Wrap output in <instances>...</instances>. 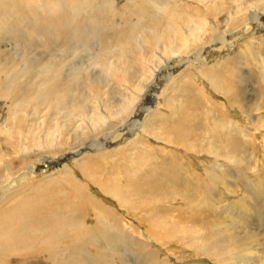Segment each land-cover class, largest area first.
Listing matches in <instances>:
<instances>
[{"label": "rangeland", "instance_id": "374dc122", "mask_svg": "<svg viewBox=\"0 0 264 264\" xmlns=\"http://www.w3.org/2000/svg\"><path fill=\"white\" fill-rule=\"evenodd\" d=\"M44 1L47 0H8L6 8L0 6V13L7 15L0 20V121L5 116L4 121L11 123L17 112V122L22 126V130L24 128V138L18 145L23 143L30 150L25 168L18 174L27 172L25 169L30 168L34 161L39 163L42 155L51 154L46 149H42L40 154L34 153V138L40 134L38 127L44 124L45 128L48 123L59 120L65 123L63 118L68 114V111L59 110L57 107L49 109L50 112L45 107L44 109L35 104L40 93L39 87L35 86L38 82V85L42 86L36 73L41 66L48 67L46 58L53 50V40H58V37L54 39L58 33L57 44L65 40L71 44L85 42L94 45L93 49H88V53H81L78 58L87 68H85L86 72L81 70L87 81L68 88L69 90H59L60 94L67 95L61 97L65 100L60 98L59 101L54 102L60 104L58 107L75 102L73 105L80 110L78 103L82 99L81 92L88 90L89 86L99 87L98 104L107 107L113 99L108 93L111 87L105 83L109 79L107 74L109 71L113 72V77L109 81H128L122 95L133 104H137L140 99L138 94L146 93L147 90L140 76L143 67L149 68L150 81L156 77L155 87L157 84L161 87L158 85L160 88L150 90V95H153L150 102L148 100L147 103L140 102L139 107L144 106L145 112L141 113L140 110L139 114L142 115L139 120L145 127L146 135L127 127L128 119L131 117V115L127 117V113L121 114L120 118L109 120L106 124L104 120L98 130L88 129L90 133L86 136L75 137L76 131L80 130L79 133L83 131L81 127L75 125L73 132L69 130L66 134L72 136L71 143L56 150V154L68 152L66 157L53 161L48 167L38 166L37 173H33V176L23 183L26 186L25 194L37 196V190L43 188L51 193L60 194V197L70 196L73 190L68 187L64 179L68 180L66 173L72 172L69 167L76 168L77 162H85L90 166V163H94V167L97 162L96 167L100 166V169H103L107 166L109 168L117 166L118 162H126L129 165L146 158L144 168L136 171L138 173L133 175L132 181L116 182V178L112 175L104 180V184L108 183L106 186L103 183H90L91 180L86 175L81 176L83 173L80 169H76L81 173L75 175L83 183L82 196L77 198L74 195L72 205L66 204L71 210L81 208L77 206L83 204L82 212L85 214L87 225L82 237L88 236V226L96 225L98 228L96 236L101 243L105 244V239L112 236L115 239L111 245L112 248H116V253L111 249L99 248L100 254L97 258L102 262L99 264H264V17L261 19V25H254L255 27H251L246 33L232 37V32L243 25V17L247 13V10L244 12L239 10L236 20L232 19L231 25L225 28V31H230L225 33L224 39L226 42L234 43L222 44L215 50V34L207 31L208 24L213 27L209 23L212 11H207L199 3L196 6L193 0H179L178 5L185 13L182 18H178L180 13L173 6L176 15L175 17L171 15V18L173 17L171 23L179 28L187 27L191 21L194 26L201 27V33L197 36L189 34L188 37L196 43L189 45L190 48L183 49L180 58L176 56L178 53L172 55L171 59L169 57L171 55L165 54L157 61L156 51H151L155 45V38L163 37L165 42H172L170 44H176L177 41L173 28L167 27V16L164 13L155 15V11H152L153 0H130L131 3L127 2L130 4V7L127 5V12L120 11L117 18L112 21V25L109 16H106L109 10L112 11L109 5L100 11L96 10L92 20L80 18V21L73 22L72 15H75L72 14L73 9L77 5L85 7L84 1L48 0L47 2L51 1L52 5L57 6V11L50 9L42 12L41 7L46 3ZM120 1L124 3L125 0ZM214 1L222 4L218 0ZM232 7L231 3H227L224 8L228 15L229 12L232 13ZM87 9H89L87 15L91 14L92 6ZM261 11L264 13L263 5ZM52 14L56 15L54 20ZM102 17L108 21H103ZM149 29L155 32L151 33ZM170 29L172 30L169 31ZM148 33L149 37H147ZM31 34L34 36H30ZM50 40H52L51 44ZM163 44L164 42H161L159 47L162 49H158L162 54L165 52ZM172 47L175 45L168 46V48ZM198 49L200 51L196 52ZM194 53L207 56L208 64L193 63ZM39 57L41 63H38V67L34 60ZM153 62L156 64L154 65ZM159 69L163 71L155 76V71ZM87 72L91 74L87 75ZM54 73H57L54 78L57 85L60 81H65L66 76L73 80L69 70H66L65 77L63 76L65 73L60 74L57 69ZM202 73L220 78V82L227 88V95L213 90L209 81L204 80ZM201 79L204 80V85L208 89L212 88L213 91H206L203 94ZM89 80L91 83H88ZM114 84L116 83H112L111 86ZM46 87H48L47 94L52 95L49 88L53 86ZM78 90L81 92L79 93ZM31 117L37 118V121ZM30 120H34L37 124ZM228 120L237 124L231 122L228 126L221 124V122L225 124ZM75 121L80 122L78 118ZM24 122L28 123L24 124ZM31 124L39 125L36 127L38 130L34 125L31 127ZM162 124L166 125L165 128H172L171 133L167 135L169 129H165L168 130L167 132L162 131L165 126ZM17 126L16 122L10 125L14 130ZM106 131H109V138L103 140L102 135ZM41 134L36 139H40ZM99 136L106 143L104 149L91 146ZM162 141L175 143L174 146L178 148L175 152L179 157L170 154L169 151L173 149L169 146L164 147ZM81 143L83 145L80 147ZM74 146L79 147L74 148ZM208 146L211 147V153L207 152ZM77 149L81 150L79 154ZM185 149L192 152L183 153ZM15 166L19 167V163ZM181 166L182 170L179 168ZM174 178L177 179L176 182L170 181ZM186 181L190 187L185 183ZM209 185L210 187H207ZM17 192L22 191L19 188L14 190L13 194ZM112 194H117V197H113ZM176 197L178 198L175 199ZM91 199L113 209L116 217L111 223H105L106 220L100 217L101 212L91 208V204L89 205ZM122 231L125 234L128 232V236L133 239H124ZM135 233L142 234L141 238L136 237ZM142 241L147 242L149 246L145 245V247L140 243ZM96 246L97 244L88 245L86 250L95 251ZM39 260L41 264H51L42 261L43 259ZM18 261L12 259L9 264H26V261L22 263Z\"/></svg>", "mask_w": 264, "mask_h": 264}, {"label": "bare ground", "instance_id": "6f19581e", "mask_svg": "<svg viewBox=\"0 0 264 264\" xmlns=\"http://www.w3.org/2000/svg\"><path fill=\"white\" fill-rule=\"evenodd\" d=\"M47 1H44L46 3L45 4L43 3L44 5L41 7L42 12H43V10L45 12V11H49L50 9H51V11H54V12L57 11V6L55 4L52 5L51 1L50 2H47ZM81 1L85 2L84 3L85 7L77 5L73 9L72 14L73 13L75 14L74 16L72 15V21L73 22L80 21V18L82 20H92L95 17V15H93V14H95L97 11H100V10L106 8L109 5L110 9L112 8V11L109 10V12L106 16H109V18L111 20L110 24L112 25V21H114L115 18H117L119 12L123 11V10H126V12H127L128 7H130V4H127V2H130V0H125V1L123 0L124 3L120 0H99V2H97L98 0H90V1L80 0V2ZM199 1L200 0H193V3L196 6L199 3L200 5L204 6L207 11H212L211 16H210L211 19H210L209 23H211V25L213 27L211 28L208 24L207 25V31H210L211 33L215 34V36H214V42H215L214 48H215V50L217 47L220 48V46L222 44L234 43L232 41L226 42V40L224 39L225 33L230 31V30L225 31V28L231 25V23L233 22L232 19L236 20L237 13L239 10L242 12L247 10V13L243 17V23H242L243 25L241 26V28L234 27L236 29L232 32V37H234V36L238 37L239 34L246 33V31H248L254 25H261V19L264 17V13L261 11V6L262 5L264 6V0H218V1L222 2V4L216 3L214 0H202V2H199ZM153 3H154L153 4L154 8H152V11H155V15L156 14L158 15L160 13H164L167 16V18H168V22H167L168 26L167 27L173 28V30L175 31V37H176L177 42H176V44H170L172 42H169V41L165 42L163 37H162V39H161V37L155 38V43H154L155 45L153 46L151 51H156L157 61H159L162 58V56H164L165 54L171 55V56H169L171 59L172 55L174 56L176 53H178V55H176V56L180 58L182 55L181 51L183 49H186L187 47L190 48L189 45L196 43V41H194L193 39H190L188 37L189 34L191 33L192 36L199 35L201 33V27L199 25L194 26L191 21L187 27H183V26H180L179 28L174 27L173 23H171V20H173L172 19L173 17L171 18V15H173V16L176 15V12L172 9V7L174 6L176 8V10L178 9L177 12L180 13L178 18L181 17L183 15V13H185V11L181 10L179 5H178V4H180L179 0H171V1L153 0ZM227 3H231L232 6L234 7V8L232 7V9H231L232 13L229 12V15L227 14V12L224 9L226 7ZM127 5H129V6L127 7ZM0 6L1 7L3 6L4 8H6L8 6V0H0ZM90 6H92L91 14L87 15V13H89L88 12L89 9H87V8H89ZM134 7H136V4ZM133 10H135V9H133ZM171 10H173L172 14H171ZM143 12H144V8H143ZM43 15H45V14H43ZM5 16H7V15L0 13V20H3L5 18ZM52 16H53V20H54L56 15L52 14ZM138 16H139V14H138ZM162 17H164V16H162ZM143 18H144V16H143ZM104 19L105 18L102 17L103 21H105V22L108 21V20H104ZM174 20H175V18H174ZM97 24H99V23L97 22ZM150 29H152V28H150ZM150 29H149V31H150ZM171 30L172 29H170L169 31H171ZM214 30H215V32H214ZM37 32H39V31H37ZM150 32L153 33V32H155V30L153 32L151 30ZM149 33H148L147 37H149ZM30 36H34V35L31 34ZM169 36H171V35H169ZM55 37H58V40H59V33L57 36L56 35L54 36V39H55ZM47 39H50V38H47ZM152 39H154V38H152ZM58 40L57 41L53 40V43H52V45H53L52 49L53 50L51 52H49L50 54L46 58L48 67L43 68V66H41L39 70L36 67V69L38 70L37 71L38 73H36V77H37V79H39L38 81H40V84L42 86H39L38 85L39 82L37 81L38 86L36 85L35 87H39L40 93H39L38 98H36L35 104L41 108L45 107L48 111H50L52 108H55V107H57V109H59V110L68 111V114L66 116H64V118L62 117L63 120H65V123H63L62 121L59 120L56 122L53 121L51 123H48L45 128H44V124L40 125V127H38L41 131V132L39 131V133L40 134L42 133V134H41V137H39L40 139H36V138H38V136L40 134H37L36 138H34V153L40 154L42 149H46V150L50 151L51 154L42 155V158H41L42 164H40L41 161L39 163L34 161V164L30 168L25 169V170H27V172H25V173L23 172L24 174H22V173L18 174L21 169L25 168L24 166L26 165V158L30 154V150H28V148L26 147L25 144L21 143L20 145H18L19 141L23 140V138H24L23 137L24 128L22 130V128H21L22 126L17 122V116H18L17 112L14 115V121H12L11 123H7L6 121H4L6 118L5 116H3V120L0 121V264H9L12 259L19 260L18 261L19 263L26 261V264H41V261L39 259H43L42 261L51 262V264H99V263H102L97 258V255L100 254L99 248L111 249L112 251H114L116 253V248H112L113 246L111 245L114 243L115 239L112 236V237L105 239V242H106L105 244L101 243L100 242L101 240L98 238V236H96V232L98 231V228L96 225L88 226V233H87L88 236L85 235V237H82L84 235V229L87 225L86 219H84L85 214L82 212L83 204L82 203L79 204L77 207H81V208H76V209L74 208L75 210H71V207H67V204L72 205V199H73L74 195L77 198H80L82 196V191H83L82 184L83 183H82L81 179H79V177L77 175H75V173L80 174V175H81V173H78L76 169L77 168L80 169V171L83 173L81 176L86 175L91 180V181H89L90 183L97 182V183H103L104 184V180L107 177L112 176V175L116 178V180H117L116 182H127V181L131 180L132 177L134 178L133 175L138 173L136 171L138 169H141L142 167L144 168L145 163L147 162L146 158H144V160L141 159L140 161H138V163H131L133 167L131 166V164L128 165L126 162H121V163L118 162L117 166H112L110 168L107 166L106 168H103V169H100V166L96 167L97 162L95 164V167L93 166L94 163L93 164L90 163L91 166H93V167H91L88 163L77 162L76 164H78V166L76 168L73 169V168L69 167V169L72 172L66 173V175H68V177H69L68 180L64 179V182H66L68 184V187L73 190L72 192L70 191L71 192L70 196L64 195L63 197H60V194L58 195L57 193H54V192L51 193V192H49L43 188H39L37 190V193H38L37 196H28L25 194L26 189L24 187H26V186H24L23 183L26 182L29 177H32L33 173L34 174L37 173L38 166L41 165L43 167H48L52 164L53 161H58V160H61L62 158L66 157L68 152L67 153L64 152L63 154H56L57 153L56 150H58L59 147H62L65 144L71 143L70 138L72 139V136H69V134L68 135H66V134H67V132H69V130H72L75 125H77L76 127L79 126L83 129V131L81 133H79L80 130L78 129L79 131L78 132L76 131L75 137H78L79 135L86 136V135H88V133H90L88 129L92 128L93 130L94 129L98 130L100 128V125H102L104 120H105L104 124H106L109 120H114L116 118H120L121 114L124 115L123 113H125V114L127 113V117H128V115H131V117L128 119L127 127L131 130H135V132L136 131L142 132L143 134L146 135V132H144L145 127H144L143 123L139 120V118L142 115V114H139L140 110H141V113H143V111L145 112L144 106L141 105L142 107H139L140 102L147 103L146 102L147 100H148V102H150L151 97H153L152 94L150 95V93H151L150 90H152L154 88L158 89L161 87L159 84H157L155 87V81H157V80H155L156 77H153V79L150 81L151 76L148 72L149 68L143 67L140 71V76H142L141 81L144 82L143 85L146 87L147 90H146V93L138 94L140 99H138V101L136 100L137 104H133L131 102H128L127 99L122 95V91L125 87V84L128 83V81L119 80V79H118L119 81L116 80L117 82L116 81L115 82L109 81L113 77V72L109 71V72H107L109 79H107V81H105V83L108 87H111V90L108 93L113 97V99L111 100L110 104L107 107H104L103 105L98 104V98H99V94H100V90H99L98 86H89L90 88L88 90H86L84 92L80 91L81 95H82V99L78 103V107L81 108L80 110H77L75 108V106L73 105V103H75V102H73L71 105H68V103H67V106L64 105V107H58L60 104H55L54 102L59 101L61 97L67 95L65 93L60 94L59 90H62V91L67 90L68 88L75 87L77 84L81 85V83H84L85 81H87L85 79V74L81 72L82 69L85 70V72H86L87 68H86L85 64L83 65V63H81V61L79 62L78 58H79V55L81 53H84V52L88 53L89 52L88 49H93V46H94L93 43L85 44V42H84L83 44H75L73 42L71 44L70 42H66L65 40H63V43L61 42L60 44H57ZM51 41L52 40H50V44H51ZM170 41H172V38H170ZM48 42H49V40H48ZM161 42H164L163 48H165V52H163V54L159 52V50L162 49L161 47H159ZM118 44H119V42H118ZM169 44L175 45V47L168 48V46H170ZM105 46H106V44H105ZM115 46H117V43ZM159 48H161V49H159ZM105 51H107V50H105ZM199 51H200V49H198V51L196 50V52H199ZM91 56H93V55H91ZM85 57H86V55H85ZM153 58L155 59V57H153ZM36 59L34 60V62H35V64L37 63L36 66H38V63H41V57L36 58ZM69 59H70V61H69ZM170 59H168V60H170ZM192 62L195 63L196 65L198 63L208 64L207 56L204 57V55L202 56V54L199 55L198 53H196V54L194 53V56L192 58ZM134 63H135V61H134ZM148 64H150V63H148ZM155 64L156 63H154V65ZM87 65H89V64H87ZM154 65H153V67H154ZM215 65H217V64H215ZM124 67H126V66H124ZM117 68L119 69V67H117ZM159 68H161V67H159ZM55 69H57L60 74H62V72L65 73V74H63L64 77L66 75V70H69L71 72V77H73L74 81L71 79H68L66 76L65 81L62 80V81H60L59 85H57L56 82L54 81V78H56V76H57V73H54ZM156 69H158V68H156ZM161 70L163 71V69H159L156 71L154 70L156 73L155 76L156 75L158 76L159 73L161 72ZM206 73H202L204 75V80L209 81V85L211 87H213V90L215 89L216 91H218L220 93H224L225 95H227V93H228L227 88L225 87L224 83L220 82V78L218 79L216 76H207ZM88 74H91V72H87V75ZM202 74H201V76H203ZM121 78H123V77L121 76ZM103 80H105V79H103ZM134 80H136V79H134ZM204 80L201 79V82H200V85L202 88L201 92H203V94H204L206 91L207 92L213 91L212 88L208 89L207 86L204 85L205 84ZM137 81H138V78H137ZM72 82H75V84H70ZM88 83H91V81L89 80ZM112 83H116V84L111 86ZM48 85L53 86V87L49 88L51 90L52 95H49L46 92V89L48 88L46 86H48ZM62 85H63V87H60ZM23 87H22V89H23ZM138 88H140V87H138ZM225 88H226V90H225ZM80 90H81V88H80ZM83 90H84V88H83ZM78 92H79V90H78ZM76 93L77 92H75V94ZM154 95H156V94H154ZM213 96H215L214 93H213ZM119 97H121V98H119ZM164 97H165V95H164ZM48 98H49V100H48ZM61 99L65 100V98H61ZM162 99L160 101H162ZM208 99L211 100L209 98V96H208ZM50 101L53 102L54 104H52ZM118 102H119V104L120 103L121 104L120 105L117 104ZM57 109L55 110V112L57 111ZM52 112H53V110H52ZM40 113H41V111H40ZM62 113H64V112H62ZM57 115H59V114H57ZM31 118L35 119V117H31ZM55 118H56V116H55ZM59 118H61V117H59ZM76 118H78V120L80 122L75 121ZM53 119H54V117H53ZM20 120H18V121H20ZM35 120L37 121V118ZM38 120L40 121L39 117H38ZM25 121H27V120L25 119ZM30 121L31 122L33 121L34 124L35 123L37 124V122H34V120H30ZM185 121L186 120H184V122ZM15 122L17 123L18 126H17V129L14 130L10 127V125H12ZM230 122L233 124L234 123L237 124V122H232L230 120L225 122V124H224V122H221V124L228 126ZM26 123H28V122H24V124H26ZM162 123H164V122H162ZM34 124H31V127H33ZM185 124H187V123L185 122ZM164 125L165 124H162V126H164ZM170 125H171V122H170ZM37 126H39V125H36V126L34 125V128L37 129L36 128ZM23 127H25V126L23 125ZM165 127H166V125L164 126V129H162V131L165 129H169V128H165ZM171 129H169V131L165 130L166 132L168 131L167 135L169 134ZM165 131H164V133H166ZM71 132H73V130ZM229 132L230 131H228V134H229ZM108 134H109V131H106L102 135L103 140L106 138H109ZM67 136H69V137H67ZM77 139H79V138H77ZM75 140H76V138H75ZM159 142H161V141H159ZM162 144L164 145V147H168V146L171 147L173 150L169 151V153L172 155H177V157H179L178 153L175 152L178 149L177 147L174 146L175 143H168L166 141H162ZM166 144H168V145H166ZM82 145L83 144L81 143L80 147ZM91 146L92 147L94 146L96 149H104L106 146V143H105V141H102L101 137L99 136L98 138H96V140L94 142L91 143ZM77 147H79V146H74V148H77ZM164 147H162V148H164ZM18 149H21L23 151H19ZM193 149H195V148L193 147ZM207 150H208L207 151L208 153H211V147L210 146H208ZM77 151L79 154L81 150L77 149ZM190 152H192V151H190L189 149L183 150V153H190ZM72 154H74V153H72ZM196 154H198V153H196ZM191 155H194V154L191 153ZM135 156H133V158ZM138 156H140V155H138ZM130 159L131 158H129V160ZM122 161H123V159H122ZM131 161H133V160H131ZM16 163H19V167L15 166ZM43 167H41V168H43ZM179 168L182 170V166ZM65 170H67V169L65 168ZM42 171H44V170H42ZM29 172H30V174H28ZM118 173H120L121 176L118 175ZM147 173H145V174H147ZM145 176H147V175H145ZM175 176H177V175H175ZM158 177L160 178L159 175H158ZM135 178H137V176ZM176 180L177 179L174 178V179H171L170 181L176 182ZM185 183H187V181ZM103 184H102V186H103ZM107 184L105 183L104 186H106ZM188 184L189 183H187V185ZM198 184H199V182L197 183V186H198ZM98 185H100V184H98ZM18 186L22 192H17L15 194H13L14 190L19 189V188H17ZM174 186H176V183H174ZM189 187H190V184H189ZM207 187H210V185ZM214 187L215 186H213V188ZM202 188H204V185ZM140 189H142V188H140ZM182 189H184V188H182ZM110 191H111V189H110ZM143 191H146V190H143ZM190 191L193 192V190H190ZM107 192H108V189H107ZM139 193L142 194L143 192H139ZM178 193H180V192H178ZM187 193H189V192L187 191ZM113 194H112L113 197H115L117 195V194H115V195H113ZM120 195H121V193H120ZM147 195H150V194H147ZM209 195H210V191H209ZM177 198L178 197H176L175 199H177ZM117 199L118 198H116V200ZM90 204H91V208H93L94 211L98 210L99 212H101L100 217H102V219L106 220L105 223H108V224L111 223L113 221V218L116 217L114 212L112 211L113 209H111L107 205H104L103 203H100L99 201L92 200V199H91V202L89 203V205ZM65 214H67V216H65ZM153 224H154V222H153ZM153 224H151V227L153 226ZM123 226H124V224H123ZM152 229H154V228H152ZM184 232H186V231H184ZM121 233L123 234L124 239H133L132 237L128 236V234H127L128 232L125 234L122 231ZM136 235H137L136 237L141 238L142 234L139 233ZM163 235H165V234H163ZM151 237H154V236H151ZM140 243L144 244V246L145 245L149 246L147 242L144 243V241H142ZM96 244H97V246L95 248L96 249L95 251L86 250V246H88V245L94 246ZM101 244H103V245H101ZM17 256L19 258H16ZM21 257H23L24 259L22 260ZM243 258H244V256H243ZM222 260H224V259H222ZM121 262H123V261H121ZM114 264H116V263H114Z\"/></svg>", "mask_w": 264, "mask_h": 264}]
</instances>
